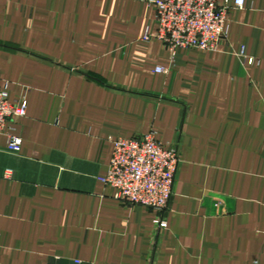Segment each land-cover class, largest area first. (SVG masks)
I'll use <instances>...</instances> for the list:
<instances>
[{"label":"crops","instance_id":"1","mask_svg":"<svg viewBox=\"0 0 264 264\" xmlns=\"http://www.w3.org/2000/svg\"><path fill=\"white\" fill-rule=\"evenodd\" d=\"M151 1L0 0V87L27 102L20 151L0 133V264H264V0L174 55L141 41ZM148 133L179 153L162 212L99 181Z\"/></svg>","mask_w":264,"mask_h":264},{"label":"built area","instance_id":"2","mask_svg":"<svg viewBox=\"0 0 264 264\" xmlns=\"http://www.w3.org/2000/svg\"><path fill=\"white\" fill-rule=\"evenodd\" d=\"M153 26L144 28L141 41H159L171 55L179 49L215 52L226 35V16L242 9L243 0H155ZM252 59L248 60V64ZM162 72V71H159ZM8 86L0 87V133L7 149L20 151L21 141L12 133V121L26 116L27 102H10ZM180 163L176 147L159 143L154 133L113 141L106 175L99 179L114 191V199L129 207L162 212L173 193Z\"/></svg>","mask_w":264,"mask_h":264},{"label":"rangeland","instance_id":"3","mask_svg":"<svg viewBox=\"0 0 264 264\" xmlns=\"http://www.w3.org/2000/svg\"><path fill=\"white\" fill-rule=\"evenodd\" d=\"M153 1H155V0H153ZM143 31H144V30H143ZM222 41H223V39H222ZM218 48H219V47H218ZM217 50H218V49H217ZM217 50H216V51H217Z\"/></svg>","mask_w":264,"mask_h":264}]
</instances>
